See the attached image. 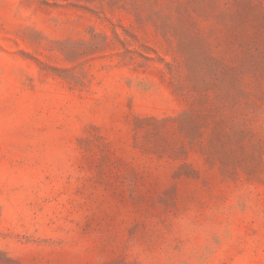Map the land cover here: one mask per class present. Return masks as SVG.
Listing matches in <instances>:
<instances>
[{
  "label": "rangeland",
  "instance_id": "1",
  "mask_svg": "<svg viewBox=\"0 0 264 264\" xmlns=\"http://www.w3.org/2000/svg\"><path fill=\"white\" fill-rule=\"evenodd\" d=\"M0 264H264V0H0Z\"/></svg>",
  "mask_w": 264,
  "mask_h": 264
},
{
  "label": "trees",
  "instance_id": "2",
  "mask_svg": "<svg viewBox=\"0 0 264 264\" xmlns=\"http://www.w3.org/2000/svg\"><path fill=\"white\" fill-rule=\"evenodd\" d=\"M0 255H1V252H0Z\"/></svg>",
  "mask_w": 264,
  "mask_h": 264
}]
</instances>
